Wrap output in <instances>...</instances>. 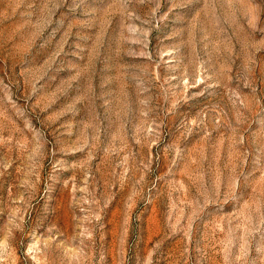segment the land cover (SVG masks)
<instances>
[{"label": "rangeland", "instance_id": "obj_1", "mask_svg": "<svg viewBox=\"0 0 264 264\" xmlns=\"http://www.w3.org/2000/svg\"><path fill=\"white\" fill-rule=\"evenodd\" d=\"M0 264H264V0H0Z\"/></svg>", "mask_w": 264, "mask_h": 264}]
</instances>
